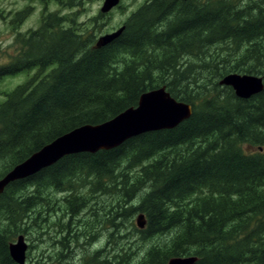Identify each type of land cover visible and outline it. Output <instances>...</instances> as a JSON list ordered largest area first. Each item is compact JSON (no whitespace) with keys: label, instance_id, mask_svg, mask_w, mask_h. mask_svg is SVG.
Segmentation results:
<instances>
[{"label":"trees","instance_id":"1","mask_svg":"<svg viewBox=\"0 0 264 264\" xmlns=\"http://www.w3.org/2000/svg\"><path fill=\"white\" fill-rule=\"evenodd\" d=\"M93 1L30 0L42 5L39 25L15 33L0 65V81L32 72L0 102V178L162 86L191 116L10 183L0 194V264H16L9 245L32 230L64 250L58 262L84 240L83 264H264V0H146L104 45L97 20L110 12L78 21ZM50 3L70 12L47 11ZM229 74L259 76L263 90L240 99L219 85Z\"/></svg>","mask_w":264,"mask_h":264},{"label":"water","instance_id":"2","mask_svg":"<svg viewBox=\"0 0 264 264\" xmlns=\"http://www.w3.org/2000/svg\"><path fill=\"white\" fill-rule=\"evenodd\" d=\"M119 3L120 0H102L100 13H108ZM122 30L123 27L100 37L97 44H107ZM219 85L231 87L235 96L240 99H248L263 90L262 78L255 75L229 74L219 81ZM191 112L189 104L172 98L164 87L145 92L139 97L136 107L126 109L104 123L77 127L34 152L0 178V194L10 183L39 172L64 156L110 150L127 139L143 133L172 129L187 120ZM135 223L139 229H142L145 224L144 216L139 214ZM26 251L27 244L21 235L9 245L10 257L16 264H25ZM194 262L195 258L192 257H177L170 259L167 264H192Z\"/></svg>","mask_w":264,"mask_h":264},{"label":"rangeland","instance_id":"3","mask_svg":"<svg viewBox=\"0 0 264 264\" xmlns=\"http://www.w3.org/2000/svg\"><path fill=\"white\" fill-rule=\"evenodd\" d=\"M146 0H121V7H116L110 11V14L107 17L102 18L101 20H97V24L101 26L98 28V40L100 37L113 33L121 28V24L125 19L129 16V14L136 10V8L142 4ZM102 6V0L90 2L88 6L79 14L78 21L80 23L91 24V19L96 18L100 13V8ZM27 8L30 10L27 12V16L19 20V16L17 14ZM41 9L42 5L39 3H31L30 0H0V65L5 64L7 60L13 56L16 50V46L14 44V35L15 33L25 32L28 29H35L39 25V21L41 19ZM60 14H66L70 11L68 10H60L57 5L54 3H50L47 7V11H57ZM97 40V41H98ZM32 72L26 74L21 73L17 76L6 77L0 81V102L4 100V93L9 92L15 88V86L23 83ZM163 87V86H162ZM56 198H62V195L54 196ZM138 216V215H137ZM136 216V217H137ZM136 217L133 218V222H135ZM57 218H59V212L54 215V221L57 222ZM49 231L53 232L52 236H59L58 228L56 225L52 226L51 221L48 226ZM85 229V227L81 226V230ZM57 232V233H56ZM47 237V236H46ZM102 234L96 236L94 241L90 246H87V250L92 251L91 246L93 244L98 245L101 241ZM16 240V239H15ZM24 240L28 246L31 248H27L26 251V263L30 264V259H36L39 255L43 257H47L50 255L51 260H46L45 264H83L84 260L82 257L80 259L79 255L86 253L85 249L80 248L83 247L85 241H82V245L76 244L75 242L69 249L65 252L66 257H62V261L57 260L56 257L57 251L62 250V254L64 253L63 249L57 248L55 244H51V240H43L42 236L37 235L35 231L32 230V233L28 236L24 237ZM103 241H101L102 243ZM91 248V249H90ZM72 251V256L68 257V251ZM89 251V253H90Z\"/></svg>","mask_w":264,"mask_h":264},{"label":"bare ground","instance_id":"4","mask_svg":"<svg viewBox=\"0 0 264 264\" xmlns=\"http://www.w3.org/2000/svg\"><path fill=\"white\" fill-rule=\"evenodd\" d=\"M177 1H183V0H177ZM186 1H195V0H186ZM120 2H121V0H120ZM119 4H120V3H119ZM119 4H118V5H119ZM118 5H117L116 7H118ZM116 7H115V8H116ZM113 9H114V8H113ZM111 11H112V10H111ZM109 12H110V11H109ZM109 12H108V13H109ZM101 14H102V13H101ZM122 27H123V26H122ZM224 77H225V76H224ZM258 77H259V76H258ZM220 86H221V85H220ZM163 87H164V86H163ZM164 88H165V90H166V87H164ZM166 91H167V90H166ZM167 92H168V91H167ZM168 93H169V92H168ZM169 94H170V93H169ZM170 96H171V95H170ZM171 97H172V96H171ZM172 98H173V97H172ZM175 100H176V99H175ZM135 225H136V223H135ZM136 227H137V226H136ZM137 228H138V227H137Z\"/></svg>","mask_w":264,"mask_h":264}]
</instances>
